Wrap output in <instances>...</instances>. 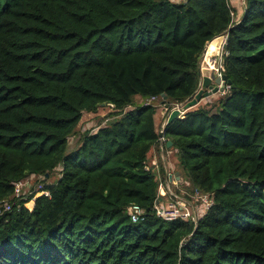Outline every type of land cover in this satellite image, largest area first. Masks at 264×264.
<instances>
[{"label":"trees","instance_id":"obj_1","mask_svg":"<svg viewBox=\"0 0 264 264\" xmlns=\"http://www.w3.org/2000/svg\"><path fill=\"white\" fill-rule=\"evenodd\" d=\"M244 3L239 17L231 0H0V264H264V0ZM220 36L230 88L164 133L185 190L213 206L167 222L161 113L195 96ZM41 178L50 197H16Z\"/></svg>","mask_w":264,"mask_h":264},{"label":"built area","instance_id":"obj_2","mask_svg":"<svg viewBox=\"0 0 264 264\" xmlns=\"http://www.w3.org/2000/svg\"><path fill=\"white\" fill-rule=\"evenodd\" d=\"M218 75L221 76V71L218 70ZM230 86H227L225 90H228ZM157 103L156 98H151L146 102V105H152ZM183 105V104H182ZM182 105H175L170 110L167 108H164L163 111V118L164 121L161 124V130H160V138H159V147L161 153L165 155V144H167V139L164 136L165 128L168 124V120L170 115L174 110L180 109L181 115L184 116L186 113L182 109ZM168 113V114H167ZM167 120V122H166ZM157 170L159 172V168L157 167ZM172 175H167L169 177L164 181H161L160 188H159V196L160 198L155 203V212L157 217L163 219L167 222L172 221H184V222H193L197 224L198 220L205 215L208 210L213 206V199L208 194H201L199 191H195L193 194L188 193L184 188L183 185L189 186L188 182H185L184 180L180 185H174L172 183ZM173 177V176H172ZM171 178V180H170ZM40 181H44L43 178L40 179ZM15 186V194L16 197L20 200H26L29 196H32L33 199L31 200L34 202V200L38 197H50V193L48 191L43 190L45 187V184H43L41 187L33 186L31 183V179H28L23 182H19L14 185ZM176 190L180 191V194L176 192ZM23 191V193H22ZM28 192V195L26 196L25 193ZM201 203V205L198 207L196 204ZM12 206L8 203H4L0 207V216H3L4 214L11 212ZM127 214L131 219V222L134 224L141 223L145 220L146 211L144 208H142L139 205H131L127 209Z\"/></svg>","mask_w":264,"mask_h":264},{"label":"rangeland","instance_id":"obj_3","mask_svg":"<svg viewBox=\"0 0 264 264\" xmlns=\"http://www.w3.org/2000/svg\"><path fill=\"white\" fill-rule=\"evenodd\" d=\"M171 1L174 2V3H180V2L185 1V0H171ZM231 1H233L234 5L238 8V15L240 17L242 15V13H243V10H244V4H245L244 0H231ZM235 20L238 21V17ZM224 42H225V40H223L222 43L220 42V46L218 48V52L210 57V64L205 65V57L202 58V62H201V65H200L201 67H204V68L215 67L217 70L221 71L222 56H223V53H224L223 52ZM215 45H216V42H213V44L209 45V47L210 46H215ZM201 82H202V80H201ZM136 100H138V98ZM111 113H112V111H110L109 109H105V110H100L97 114H86V115H84L83 119H82V121H81V123H80V125L78 127L77 135L75 137L71 138V140H70V151H73L77 147L78 140H79L80 134L82 132L90 131V130L91 131L92 130L95 131V130H97V128H98V126L100 124L102 126H104L107 123L111 122L112 119H113V117H111L112 116ZM163 121H164V119L161 118L160 119V123L163 122ZM166 122H167V120H166ZM167 146H168V144H167ZM170 149H171V147H170ZM170 149L166 148L165 149V155H164V153L163 154L161 153V157H160L161 159L159 158L158 161L161 160V162L163 163V165H161V166H162V168L164 169V172H165L164 175H163L164 176V180H166L167 178L169 180V177H167V175H172L173 176V177L171 176L172 183L176 186L177 184L180 185L182 183L183 178L181 176L178 177L176 175V173H173L174 167H175V164H174L175 161L170 160L171 156L168 154V151ZM174 150H173V152H174ZM169 156H170V158H169ZM171 161H172V163H171ZM158 168H159V170H161V167H160L159 164H158ZM58 173H59V171L56 172V174H58ZM56 174H54V176H56ZM59 176L60 175H57L58 178H59ZM55 178L56 177H53V178L49 179L48 182H46V184L51 185L52 183H55V181H56ZM171 178H170V180H171ZM43 182H42V184L40 186L43 185ZM32 185L35 186L34 184H32ZM183 188L185 189V187H183ZM22 193H23V191H22ZM25 195L27 196L28 192H26ZM31 203H34V202L31 201L30 204ZM196 205L199 207L201 205V203H197ZM27 206H29V205H27Z\"/></svg>","mask_w":264,"mask_h":264},{"label":"water","instance_id":"obj_4","mask_svg":"<svg viewBox=\"0 0 264 264\" xmlns=\"http://www.w3.org/2000/svg\"><path fill=\"white\" fill-rule=\"evenodd\" d=\"M223 40H225L224 42V46H225L228 42V37L220 36L219 38H217L216 41L222 43ZM207 48L208 45L203 54V58L206 56ZM199 73L202 80L201 87L190 101L182 105V109L184 111H188L196 107L202 100L206 98H210L218 93L224 94L226 87L231 85V81H229L225 75L219 76L218 71L216 69L210 70L209 68H204L200 66ZM180 115H181L180 109L174 110L169 117L168 124H171L176 118H179ZM172 145L173 143L169 141L168 146L171 147ZM179 175L180 174L177 173L178 177ZM46 177L48 178L49 176L47 175Z\"/></svg>","mask_w":264,"mask_h":264},{"label":"crops","instance_id":"obj_5","mask_svg":"<svg viewBox=\"0 0 264 264\" xmlns=\"http://www.w3.org/2000/svg\"><path fill=\"white\" fill-rule=\"evenodd\" d=\"M219 94H221V93H218V94H216V95H214V96L216 97V96H218ZM214 96H212V97H214ZM212 97L207 98V99H204L202 102L199 103L198 106H200V105H202L203 103H205L206 101L210 100ZM186 112H188V111H186ZM184 114H185V113H184ZM161 118H163V111H162V113H161ZM182 118H183V116H182ZM168 154L171 156V159H170V160L175 161V162H174L175 167H174V171H173V173H176V175H177V173L180 174V171L178 170L179 167H178V163H177L176 151L174 150V152H173V150H169V151H168ZM170 156H169V158H170ZM160 157H161V154H160V155H157V153H155L153 159H154V162H158V163H160L159 165L161 166V165H163V163L161 162V160L158 161ZM160 159H161V158H160ZM171 163H172V161H171ZM171 163H170V164H171ZM166 164H167V163H166ZM179 176H181V174H180Z\"/></svg>","mask_w":264,"mask_h":264},{"label":"bare ground","instance_id":"obj_6","mask_svg":"<svg viewBox=\"0 0 264 264\" xmlns=\"http://www.w3.org/2000/svg\"><path fill=\"white\" fill-rule=\"evenodd\" d=\"M219 43L218 41H216V45L215 46H208L207 50L206 51V56H205V65H208L210 64V57L214 54H216L218 52V48H219ZM210 70H213V69H216L215 67H211L209 68ZM217 70V69H216ZM218 71V70H217Z\"/></svg>","mask_w":264,"mask_h":264},{"label":"clouds","instance_id":"obj_7","mask_svg":"<svg viewBox=\"0 0 264 264\" xmlns=\"http://www.w3.org/2000/svg\"><path fill=\"white\" fill-rule=\"evenodd\" d=\"M187 113V112H186ZM184 117V116H183Z\"/></svg>","mask_w":264,"mask_h":264}]
</instances>
